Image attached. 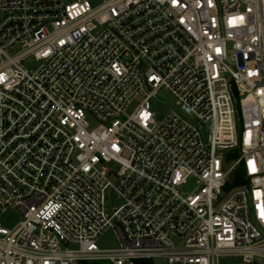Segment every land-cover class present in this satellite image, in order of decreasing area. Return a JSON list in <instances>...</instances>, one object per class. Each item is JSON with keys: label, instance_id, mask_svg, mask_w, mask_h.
Segmentation results:
<instances>
[{"label": "built area", "instance_id": "built-area-1", "mask_svg": "<svg viewBox=\"0 0 264 264\" xmlns=\"http://www.w3.org/2000/svg\"><path fill=\"white\" fill-rule=\"evenodd\" d=\"M0 59V264H264V0H0Z\"/></svg>", "mask_w": 264, "mask_h": 264}, {"label": "rangeland", "instance_id": "rangeland-1", "mask_svg": "<svg viewBox=\"0 0 264 264\" xmlns=\"http://www.w3.org/2000/svg\"><path fill=\"white\" fill-rule=\"evenodd\" d=\"M1 60V59H0ZM154 110L158 112V115L160 117L163 116V114H167L171 112L172 110H177L178 105L176 104L175 97L166 89H162L157 99L153 101ZM194 183L190 184L189 188H193ZM119 199L114 194L113 200H112V206H116L119 204ZM21 215L20 214H13L10 218H1L0 222L3 226L12 228L18 220H20ZM97 244L100 248L106 249V248H115L118 246V240L116 233L113 228H108L104 234L97 240ZM100 264H113L110 261H102ZM156 264H169L167 262L162 261H156Z\"/></svg>", "mask_w": 264, "mask_h": 264}, {"label": "water", "instance_id": "water-1", "mask_svg": "<svg viewBox=\"0 0 264 264\" xmlns=\"http://www.w3.org/2000/svg\"><path fill=\"white\" fill-rule=\"evenodd\" d=\"M94 264H99V263H94Z\"/></svg>", "mask_w": 264, "mask_h": 264}, {"label": "trees", "instance_id": "trees-1", "mask_svg": "<svg viewBox=\"0 0 264 264\" xmlns=\"http://www.w3.org/2000/svg\"><path fill=\"white\" fill-rule=\"evenodd\" d=\"M86 264H90V263H86Z\"/></svg>", "mask_w": 264, "mask_h": 264}]
</instances>
